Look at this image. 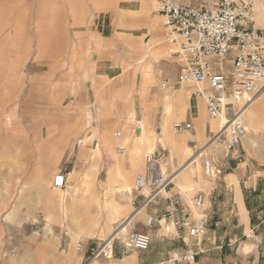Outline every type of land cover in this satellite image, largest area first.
Returning a JSON list of instances; mask_svg holds the SVG:
<instances>
[{
	"label": "rangeland",
	"instance_id": "rangeland-1",
	"mask_svg": "<svg viewBox=\"0 0 264 264\" xmlns=\"http://www.w3.org/2000/svg\"><path fill=\"white\" fill-rule=\"evenodd\" d=\"M197 2L205 7L214 0ZM155 3L156 0H0V264H84L89 248L110 232L106 227V204L116 197L125 205L119 216L109 221L112 231L121 220L117 221L133 209L128 192L119 196L115 186L108 189L103 184L108 168L117 158L130 169L128 147L122 137L125 134L129 140L134 138L140 131L139 122H144L147 130L159 138L166 103L172 106L167 121L169 131L182 140L183 152L187 146L193 148L194 127L175 132L172 123L186 119L194 125V119L186 114L191 100L199 98L192 95L191 84L177 81V64L166 54L170 46L163 39ZM154 27L158 33L153 46L149 40L150 28ZM227 56L221 60L224 72L230 68V55ZM144 66H149L153 79L147 87L149 94L142 98ZM162 81H169L170 87L164 90ZM119 86L131 90L129 107L122 112H117ZM203 113L207 118L204 103ZM74 116L80 118L83 129L71 135L69 147L63 149L60 135L72 125ZM50 124L55 125L58 135L57 167L49 184H45L50 190L57 171L68 173L73 166L84 168L86 162L76 155L82 145L91 149L100 143L101 147L94 176L99 202L87 215L80 216L79 223L87 230L73 235V239L78 226L72 210L65 214L55 203L56 215L48 218L45 210L50 200L42 195L34 178L25 176L24 162L20 164L19 160L27 153V167L34 161L28 153L37 149L35 155L44 165L49 163L54 154L49 147ZM108 124L112 126L110 136L118 142L113 148L115 156L101 146ZM117 131L120 137L115 136ZM122 146L125 153L120 151ZM150 150L142 151L143 166L131 172L130 188L135 176L150 167L145 158L148 151L156 152L157 165L168 173H175L181 164L178 154H172L169 145L158 139ZM202 157L197 159V169L203 173ZM78 178L67 174L63 190L71 189ZM141 219L144 222L145 216ZM79 242L83 245L80 249ZM112 245V257L97 258L93 264H125L122 260L130 253L138 257L146 253L129 248L125 235L116 236ZM151 248L152 242L148 250ZM238 253L236 264H252V258L242 260Z\"/></svg>",
	"mask_w": 264,
	"mask_h": 264
},
{
	"label": "crops",
	"instance_id": "crops-1",
	"mask_svg": "<svg viewBox=\"0 0 264 264\" xmlns=\"http://www.w3.org/2000/svg\"><path fill=\"white\" fill-rule=\"evenodd\" d=\"M183 3L201 6L197 0H185ZM256 6L254 26L264 31V0H259ZM150 29L151 38L149 45L154 46L158 33L157 27ZM169 51L166 53L167 56ZM142 77L146 81L141 86V97L144 98L149 94L147 87H149L153 79L149 66H144ZM130 93L131 90L127 86H119L117 96L120 97V100L116 102L118 106L117 112H122L129 107ZM203 103L204 101L200 98L196 101L194 99L191 100V107L187 111L186 116L192 118V120L194 119V145L193 148L187 146L184 152L182 140H179L178 136L171 133L168 129V117L172 114L170 103H166L164 108L163 128L159 138L147 130L146 123L139 122L140 131L134 138L129 140L127 135L124 134L121 139L128 147L130 169L124 167L123 159L117 158L108 168L107 178L103 182L108 189L115 186L113 189H115V192H118L119 196L123 192L130 194L131 188L129 187V183L131 172L134 169H142V151L146 148L148 150L152 149L156 143V139L165 145H169L171 153L178 154L177 159L181 162L175 170L173 185L157 198L155 204L145 206L144 211L141 210V214L133 216V219L139 221V230L149 233L152 248L148 250L151 246L150 243L147 249L148 252L145 250L146 253L141 257L130 253L122 260L125 264H232V262L236 264V257H239L237 256V252L241 255L242 260L252 258V264H264V113L262 114L264 110V91L255 97L247 108L250 114L256 117L260 116L258 118L260 124L258 123L259 121L254 124L252 123V125L248 124L247 117L244 115L246 133L238 145V150L243 153V157L240 159L234 157L233 151H228L222 146H215L213 145L214 143H209V138L216 131L218 120L210 119L208 116L207 118L203 117ZM195 107L198 108L195 112L196 116H194L193 112L196 110ZM194 108L195 110H193ZM63 113L66 112L64 111ZM74 118L73 123H71L72 125L70 127L67 126L64 132H61L62 135L60 137L63 149L69 147L71 135L75 134V132L77 133V130L83 127L80 124V118L77 116H74ZM107 126L106 128L108 129L105 131V135L101 137V146H104L115 156L113 148L117 147L118 142L110 136L109 129L112 127L111 124ZM141 132H143V136L137 141L141 136ZM48 136L51 139L49 141L50 151L53 150L54 154L49 159L47 165H44L40 157L35 155L38 153L37 149L28 153L31 154V159L34 157V161L30 162L27 167V153L21 156L19 160L20 164L24 162L22 167L25 176L28 179L34 178L42 195L49 198V208L45 210L48 218H53L56 215L54 213V209L56 208L55 203L60 209L65 211V214L68 213L69 209L72 210V218L78 226L76 232L72 234L73 239V235L79 234L80 231L86 229L79 223L80 216L87 215L89 209L94 205L97 206L99 202V194L96 189L94 176L97 172L96 167L101 147L100 143H95L91 149L88 148L87 144L82 145L76 155L78 154V159L86 162V165L82 169L73 166L67 173L71 177L77 176V178L80 175V178H78L71 189L67 188L63 190L52 187L53 189L50 190V186L45 184H49L53 170L57 167V142L55 138L58 135L54 124L48 126ZM120 148L124 149L123 153L126 152L124 146ZM202 154L211 159L213 167L219 170L218 173L207 177L204 172L202 173L197 169V159ZM200 162L203 169V159ZM183 187H188L184 189L188 193L199 191L205 197V209L208 214V221L206 223L205 234L198 241L188 237L185 232H182V237H175L173 233L166 234L162 231L163 229L157 226L153 230V227H146L141 219L144 213L163 212L168 203V198L177 191L183 190ZM35 200H37V189H35ZM106 206H108L107 217L109 221L115 220L121 213V207H125V205L122 206L118 202L116 197L108 202ZM129 213L117 221L118 223L121 220L119 224L126 221L123 225H120L125 226L124 229H119V226L118 229L116 228L115 231H112L113 229L110 228L111 222L108 221L106 227L110 232L107 237L114 235L123 236L125 234L129 225V219L131 218ZM155 249L158 250L156 251ZM187 251L194 253L192 260H173L175 257L183 256ZM254 253L255 256L250 257Z\"/></svg>",
	"mask_w": 264,
	"mask_h": 264
},
{
	"label": "built area",
	"instance_id": "built-area-1",
	"mask_svg": "<svg viewBox=\"0 0 264 264\" xmlns=\"http://www.w3.org/2000/svg\"><path fill=\"white\" fill-rule=\"evenodd\" d=\"M258 1L214 0L211 6L198 7L181 0H156L154 8V13L162 20L163 39L170 46L168 56L177 64V81L191 84L192 95L204 101L208 118L219 121L209 140L233 151L236 159L243 157L238 145L246 133L244 111L264 91V31L254 26ZM227 55H230V68L224 72L221 60ZM170 85L169 81L161 82L163 89ZM192 128L189 120L172 123L175 132ZM114 134L119 136L120 132ZM200 156H203L205 176L211 177L219 172L210 158L205 154ZM156 157V152L145 156L150 167L135 176L131 187L133 209L124 235L126 245L135 251L147 250L151 237L147 231L139 230V221L133 216L141 214L145 206L155 204L174 181V173L161 170ZM66 183L67 172L58 171L53 175L52 187L63 189ZM143 215V223L148 228L157 226L175 237H182L185 232L196 241L204 236L208 221L205 197L199 191L179 190L168 198L163 212ZM115 237H107L91 246L84 264H93L100 257L111 258ZM77 247L82 248V243L79 242ZM193 258L194 253L187 251L173 260L189 261Z\"/></svg>",
	"mask_w": 264,
	"mask_h": 264
},
{
	"label": "bare ground",
	"instance_id": "bare-ground-1",
	"mask_svg": "<svg viewBox=\"0 0 264 264\" xmlns=\"http://www.w3.org/2000/svg\"><path fill=\"white\" fill-rule=\"evenodd\" d=\"M254 100V99H253ZM253 102V101H252ZM251 102V103H252ZM251 103L247 106V108L251 105ZM245 109V111H244V115H246V117H247V121H248V124H250V125H252V123L254 124L255 122H257V121H259L258 120V118L260 117H256L255 115H253V114H250L249 112H248V109ZM264 113V110H263V112H262V114ZM244 117V116H243ZM222 120H223V117L221 118ZM259 124H260V121L258 122ZM257 126V125H256ZM246 128V127H245ZM143 136V132H141V136L139 137V139H137V141L138 140H140V138ZM209 143H214L212 140H209ZM137 149V148H136ZM120 151L123 153L124 152V149L123 148H120ZM54 188V187H53ZM55 189H57V188H55ZM128 220V219H127ZM126 221H123V223H121V225H123L124 223H125ZM118 229V228H117ZM120 229V228H119ZM124 229V228H123ZM118 232V231H117ZM115 233V232H114Z\"/></svg>",
	"mask_w": 264,
	"mask_h": 264
}]
</instances>
